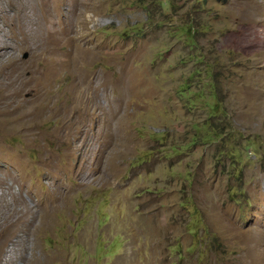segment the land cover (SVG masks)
I'll return each mask as SVG.
<instances>
[{
    "label": "rangeland",
    "instance_id": "1",
    "mask_svg": "<svg viewBox=\"0 0 264 264\" xmlns=\"http://www.w3.org/2000/svg\"><path fill=\"white\" fill-rule=\"evenodd\" d=\"M33 1L0 0L51 99L34 137L0 127V264H264V0H50L87 18L58 46L80 72H30Z\"/></svg>",
    "mask_w": 264,
    "mask_h": 264
},
{
    "label": "bare ground",
    "instance_id": "2",
    "mask_svg": "<svg viewBox=\"0 0 264 264\" xmlns=\"http://www.w3.org/2000/svg\"><path fill=\"white\" fill-rule=\"evenodd\" d=\"M34 3H35V5H33ZM34 3L32 5H33V7L35 6L34 7L35 10H34L32 15H34V13H35L36 21L38 22V24H40L42 29H41V31L39 29V31H40L39 34L35 36V40H34L35 51L33 53V60L30 64H28V66L30 67V72H62V70H66L67 72H80V68L82 67L81 65H83L84 62L86 61V59H88V57H89V53H90L89 49L81 48V47H77L75 45H72V46H69L64 53H59L58 52V46H60V43H64L66 41L76 42L78 40L79 28L84 29L86 27V24H87V18L84 16V13L80 10L78 12L74 8L71 12L72 13L71 16H67L66 18L61 19L59 16H57V14H56L57 9L55 6H53L54 4H51L50 0H36V2H34ZM12 18H15V14H14V17H12ZM8 20H9V23H11V24H9V23L8 24H9V27H10L12 33H13L16 29L17 23L15 22L16 23V25H15V23L13 22V20L11 18H9ZM33 21H35V20H33ZM33 26H35V25H33ZM7 51H8L7 45H0V62H1L0 63L1 64L0 72H17V75L12 79V81H11L12 85H10L9 82H7L6 84H3V85L0 84V127L1 128L3 127V129L5 128V131H14V132L19 131L22 134V136L25 137V139L26 138L30 139V138L34 137L35 134L37 133V125L42 119V116L44 113L43 108H45L44 106L49 108V110L51 109L50 108L51 107V99H50V97H47V95H46V91L49 90L50 84H49L48 80L44 81V83H41L42 82L41 79L32 78L33 76L29 77V78H25V79L23 78L22 79L20 77L19 71L22 72V70H23L22 67H24V66L21 67L20 62L17 58H14V57L9 56V55L7 57H5L7 54ZM39 61H40V63L42 62V65L44 64V65H47L48 67H46V69H44V67H43V69H42V67L40 66V68H39V65H38ZM3 67H4V70L6 68L5 71H3ZM25 67L27 68V65ZM2 81L3 80H0V82H2ZM75 85L77 86V82L74 83L73 86H75ZM26 89H32V90H35V92L38 91L39 93H37V94L40 95L38 99L36 98L37 100H34V101L31 100L32 102H28V103H30L28 106L25 104V102L23 100H21L19 98V94L22 93V91H24ZM34 97H33V99H34ZM37 97H38V95H37ZM51 113H53V112H51ZM1 124H2V126H1ZM0 180H1V178H0ZM10 192H11V190H10ZM1 196H3V194ZM1 196H0V200H1ZM12 198L15 202L22 203L25 205V202H24L22 196L20 195V193L19 194L16 192L13 193ZM6 201H5V203H7ZM2 203H3V201H2ZM2 208H4V207H2ZM2 208H0V209H2ZM47 208H49V207H47ZM23 210L24 211H23L22 215L25 214L29 218V221L30 220L33 221V215H34L33 213H34L35 209H33V208H28V209L26 208L25 209L24 208ZM36 211H38V210H36ZM44 213H46V211H44ZM25 215H24V217L26 218ZM21 217H23V216H21ZM16 218L19 219L20 217L18 216ZM40 218H41V220H40V222L38 220V222L40 224H42L44 218L41 216H40ZM7 220H8V218H7ZM7 220H6V222H7ZM23 222L28 223L26 221H23ZM17 223H14V221L11 220V222H9V225L11 227H10V229H8L9 227L6 228V226H8V225H6L4 222L5 227L3 228V230H5V229L9 230V232L7 231L8 233L11 232L10 230H12V233L13 232H21L23 226L20 227V226L16 225ZM39 223H38V225H39ZM30 225H32V224H30ZM28 226H26L25 228H27ZM28 228H30V227H28ZM32 228H35V227H32ZM37 228H39V227H37ZM30 230H32V229L30 228ZM8 233H7V235H8ZM12 233H10V235ZM13 234H15V233H13ZM16 234H18V233H16ZM0 235H1L0 237H2V234H0ZM6 237H4V238L7 239ZM13 237L14 236H12V239H13ZM3 239L2 238L0 239V250L3 247L2 243L4 244ZM27 239H26V241H28ZM5 241H7V240H5Z\"/></svg>",
    "mask_w": 264,
    "mask_h": 264
},
{
    "label": "trees",
    "instance_id": "3",
    "mask_svg": "<svg viewBox=\"0 0 264 264\" xmlns=\"http://www.w3.org/2000/svg\"><path fill=\"white\" fill-rule=\"evenodd\" d=\"M187 30H188V35L191 37V40L194 42V40H193V36H192V34H191V27L188 28Z\"/></svg>",
    "mask_w": 264,
    "mask_h": 264
}]
</instances>
